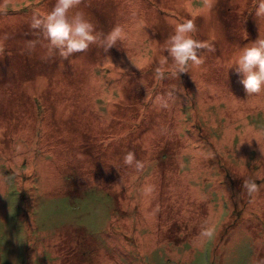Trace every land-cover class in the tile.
I'll use <instances>...</instances> for the list:
<instances>
[{"label": "rangeland", "instance_id": "374dc122", "mask_svg": "<svg viewBox=\"0 0 264 264\" xmlns=\"http://www.w3.org/2000/svg\"><path fill=\"white\" fill-rule=\"evenodd\" d=\"M54 2L0 0V264H264V91L227 68L257 0H74L125 39L68 57L31 23Z\"/></svg>", "mask_w": 264, "mask_h": 264}, {"label": "clouds", "instance_id": "9594fccd", "mask_svg": "<svg viewBox=\"0 0 264 264\" xmlns=\"http://www.w3.org/2000/svg\"><path fill=\"white\" fill-rule=\"evenodd\" d=\"M74 0H55L52 7L45 13H34L32 26L39 28L47 40L49 51H56L63 57L86 49L90 43L101 40L107 50L116 45L118 40L125 39L121 26L116 25L108 31L102 39L94 31V24L87 15L73 9ZM257 18L264 17V0H257L254 7ZM194 31L192 20L186 19L174 24L172 32L165 42L166 55L172 61L173 74L186 71L189 63L200 64L198 50L203 46L191 33ZM239 74L238 79L247 95L264 91V35L238 48L227 64ZM126 162L132 161L129 153ZM249 191L256 188L255 181H245Z\"/></svg>", "mask_w": 264, "mask_h": 264}]
</instances>
